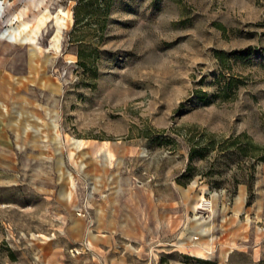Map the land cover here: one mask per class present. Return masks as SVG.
I'll return each mask as SVG.
<instances>
[{
    "label": "rangeland",
    "instance_id": "1",
    "mask_svg": "<svg viewBox=\"0 0 264 264\" xmlns=\"http://www.w3.org/2000/svg\"><path fill=\"white\" fill-rule=\"evenodd\" d=\"M78 1L0 0V264H264V0Z\"/></svg>",
    "mask_w": 264,
    "mask_h": 264
},
{
    "label": "crops",
    "instance_id": "2",
    "mask_svg": "<svg viewBox=\"0 0 264 264\" xmlns=\"http://www.w3.org/2000/svg\"><path fill=\"white\" fill-rule=\"evenodd\" d=\"M259 174L256 176L254 187L256 191L250 190L247 184H244L231 197H229L223 207L222 217L224 218L225 226L223 232H231L230 227L243 216L255 217L257 219L264 216V206L259 192L261 182L259 181ZM254 193V195H252ZM226 219V220H225ZM233 220V221H231Z\"/></svg>",
    "mask_w": 264,
    "mask_h": 264
},
{
    "label": "bare ground",
    "instance_id": "3",
    "mask_svg": "<svg viewBox=\"0 0 264 264\" xmlns=\"http://www.w3.org/2000/svg\"><path fill=\"white\" fill-rule=\"evenodd\" d=\"M30 2H35V0H30ZM6 5V3H5ZM3 6L2 8H0V18L2 17L3 13H5V7L6 6ZM0 21H2L0 19ZM32 26L31 23L29 21H21V23L16 27V28H12L10 31H0V38H3L5 36H9L11 39H23V33L26 32V30ZM0 30H1V25H0ZM78 144L80 146H85L87 144V142L85 140H79L78 141ZM107 157H111L110 155V152L107 153L106 155ZM204 203H206V199L204 198V202H203V205Z\"/></svg>",
    "mask_w": 264,
    "mask_h": 264
},
{
    "label": "trees",
    "instance_id": "4",
    "mask_svg": "<svg viewBox=\"0 0 264 264\" xmlns=\"http://www.w3.org/2000/svg\"><path fill=\"white\" fill-rule=\"evenodd\" d=\"M110 1L111 0H79L77 5L75 6V17L77 20H79V14H80V10H89L90 8V5H93L97 2H101L103 4L106 5L107 8L105 9H108L109 5H110Z\"/></svg>",
    "mask_w": 264,
    "mask_h": 264
},
{
    "label": "built area",
    "instance_id": "5",
    "mask_svg": "<svg viewBox=\"0 0 264 264\" xmlns=\"http://www.w3.org/2000/svg\"><path fill=\"white\" fill-rule=\"evenodd\" d=\"M209 201H210V200H209ZM210 207H211V203H209V202L204 203V205H201V204H200V206H199V208H200L201 210H209Z\"/></svg>",
    "mask_w": 264,
    "mask_h": 264
}]
</instances>
